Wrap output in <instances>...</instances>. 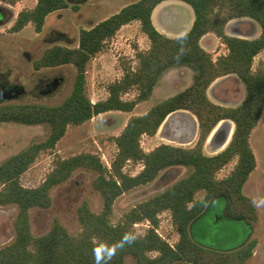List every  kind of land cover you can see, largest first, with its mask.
<instances>
[{
    "label": "trees",
    "instance_id": "obj_1",
    "mask_svg": "<svg viewBox=\"0 0 264 264\" xmlns=\"http://www.w3.org/2000/svg\"><path fill=\"white\" fill-rule=\"evenodd\" d=\"M15 5L19 0H1ZM83 3L85 0H79ZM171 0H137L117 14L90 29H82L76 48L54 45L44 51L34 70L71 65L76 78L71 94L58 106L9 104L0 107V124L50 127L48 138L34 143L0 165V206H15L14 241L0 248V264H125L133 257L135 264H246L254 255L257 241L252 240L232 251L202 247L190 236V226L209 203L218 197L228 200L226 216L234 221H258L254 202L244 194V187L256 170L257 160L250 137L264 111V68L253 70L255 58L264 51V0H176L190 5L195 14L192 29L182 37L169 38L160 33L152 19L154 10ZM78 4L70 0H38L33 9L22 10L11 33L33 25L43 32L47 18ZM254 20L261 28L255 39L230 36L226 26L235 19ZM140 23L141 32L150 41L146 51L136 47L137 67L127 62L123 77L108 87V97L93 103L87 94V67L101 53L122 27ZM216 35L228 54L214 60L200 44L207 34ZM192 72V83L182 91L154 105L146 114L132 116L114 141L118 149L111 169L101 158L81 153L68 159H57L54 169L36 188L22 185V176L42 153L52 152L65 137L69 127L82 126L94 117L108 112L132 113L150 100L161 80L174 69ZM236 76L244 85L243 103L226 107L214 103L208 94L212 84L227 76ZM132 92V100L124 97ZM186 111L198 120L199 136L191 148L161 144L150 152L141 146L143 137H154L173 113ZM223 121L234 124L229 145L216 155H207L205 145L213 130ZM233 161L234 169L223 179L218 174ZM141 164L135 176L124 171L127 164ZM184 168L186 176L164 192L138 204L118 224L112 223L114 205L122 195L153 183L169 169ZM81 169L97 174L93 187L103 201L100 213L85 202L78 209L81 232L74 236L55 218L50 231L42 236L32 232L31 212L52 207V191L70 180ZM199 192H205L197 199ZM169 211L179 233L171 247L156 233L159 215ZM148 221L152 228L143 236L133 230L135 224Z\"/></svg>",
    "mask_w": 264,
    "mask_h": 264
},
{
    "label": "rangeland",
    "instance_id": "obj_2",
    "mask_svg": "<svg viewBox=\"0 0 264 264\" xmlns=\"http://www.w3.org/2000/svg\"><path fill=\"white\" fill-rule=\"evenodd\" d=\"M37 1L19 0L15 5H12L0 0V107L9 104L58 106L63 103L73 90L77 74L75 67L67 65L36 71L33 65L46 49L54 45L76 48L80 30L88 27L87 16L92 14L93 17L98 18L101 15L100 12L93 11L89 5L87 6V0L83 3L79 0H70L71 6L79 5V11L75 12L69 8L51 14L46 20L42 33H36L31 24L19 33H11L10 29L18 14L24 9H33ZM115 9L113 8L111 11ZM157 12L160 17L161 11ZM178 16V14L172 15V17ZM253 24L257 26L258 23L254 20L248 21L249 29L253 27ZM249 33L251 34L252 31ZM136 47L146 51L150 48V41L147 37L145 39L140 28L130 27L127 33L121 32L108 41L105 49L89 63L86 87L87 94L93 103L103 101L108 97V87L123 77L125 63L129 62L133 68L137 67ZM216 51V59L228 54L226 46L219 45ZM263 52L254 60V71L264 68ZM55 80L58 82L56 90L43 94L42 91L45 90L46 84ZM191 83L192 73L185 76L180 72L170 74L159 83L150 100L138 105L132 113L108 112L94 117L82 126L69 127L65 137L57 144L55 150L42 153L22 176V185L27 188L40 186L54 169L57 159H68L81 153L99 156L104 166L110 170L118 153L114 139L122 133L128 120L132 116L146 114L154 105L182 91ZM3 86L23 87L27 92L17 99L6 100L2 97L1 87ZM135 95V92H132L124 99L132 100ZM245 95L243 83L234 76L219 81L211 90L210 99L218 105L236 107L243 103ZM228 122L234 126L231 121ZM196 123V117L189 112L180 111L171 114L156 136L142 138L141 146L146 152L152 151L161 144L191 148L198 140L199 130L197 131L196 128L194 136L191 132L189 134L185 131L178 135V131L186 126L194 130ZM49 135L50 127L47 125L0 124V165L30 145L45 141ZM250 143L260 161L261 171L264 167V111L260 127L253 134ZM220 152L213 151L209 143L205 146L207 155L212 156ZM235 164L236 161H233L226 166L218 174V178H226L234 169ZM142 168L141 164L129 163L125 166L124 171L135 176ZM186 174L187 170L184 168L165 170L153 183L122 195L114 205L112 223L118 224L138 204L164 192ZM96 177L95 172L81 169L76 171L69 181L55 188L52 191V207L48 210L35 209L31 212L33 234L35 236L47 234L54 219L57 218L71 235H78L81 232V224L78 219V209L81 205L86 202L95 213H100L103 208L102 198L93 187ZM245 194L252 199L257 209L258 221L256 223L250 226L247 221L231 220V223H228L224 218L222 219L220 208L215 206L206 217L207 227L212 226L211 234L201 229L196 234V241L205 248L232 251L243 247L249 241L256 240L257 247L254 250V255L246 264H264V173L261 177L258 173L255 174L247 184ZM204 196L205 192H199L196 198L199 200ZM218 199L223 200L221 201L223 206L225 202H228L225 197H218ZM17 213L18 209L15 206H0V248L11 244L15 239ZM137 225L133 227L137 236L145 235L152 228V225L147 221ZM157 231L162 240L170 246H176L179 241V233L169 211L159 215ZM125 264H135V259L127 257Z\"/></svg>",
    "mask_w": 264,
    "mask_h": 264
},
{
    "label": "crops",
    "instance_id": "obj_3",
    "mask_svg": "<svg viewBox=\"0 0 264 264\" xmlns=\"http://www.w3.org/2000/svg\"><path fill=\"white\" fill-rule=\"evenodd\" d=\"M135 1H137V0H133V1H128V0H87L86 1L87 6L89 5L93 11L101 13V15L98 18L93 17L92 14L91 15L89 14L87 16L88 17L87 18V24H88L87 29H90L91 27L98 24L99 22L111 17L114 14H117L125 6L131 4ZM113 8H116V9L111 11ZM158 10L161 11L160 17L158 16V12H157ZM173 14H175V15L178 14L179 16L178 17H172ZM152 19H153V23H154L155 27L157 28V30L160 33H162L163 35H165L169 38H179V37H182L185 34H187L192 29L194 21H195V14H194L193 8L190 5H188L182 1L171 0V1H165L157 7L153 12ZM248 21H251V20L248 18H242V19H235V20L230 21L228 23V25L226 26V33L230 36L246 38V39H255V38L259 37L261 34L260 26L258 24H257V26H256V24H253L252 25L253 27H251L249 29V27L247 26ZM130 27L140 28V23L139 22H133L129 25L122 27V29L117 33V35L120 34L121 32L127 33L129 31ZM249 31H252V33L250 34ZM143 36L146 39V36L144 34H143ZM200 44L208 53L213 55L214 60H216V57H217V55H215V53L217 52L216 51L217 47L219 45L222 47L225 46L224 44L221 43L220 39L216 35L211 34V33L205 35L201 39ZM225 55L226 54H224V56ZM179 72L184 73V76L186 74L188 75L189 73H192L191 71H189L188 69H185V68L174 69V70H171L165 77H168V75H170V74L173 75V73H179ZM181 76L183 77V74H181ZM232 77H234V76L233 75L227 76V77H224V78H221V79H218L217 81H215L208 91L209 97H210L211 90L213 89V87H215V85H217V83H219V81H221L222 79H230ZM154 93H155V91H154ZM261 122H262V118L259 121L256 128L253 130L251 137H250V142H251V138H252L253 134L259 129ZM196 128L198 131L199 130L198 120L196 123ZM207 144H208V141H207L205 146H207ZM251 148L253 149L255 156H256L257 167H256V170L251 174L248 182L246 183V185L244 187V194H245V191L247 189V184L255 176V174L258 173L261 177L264 173V167L263 166H262L263 167L262 170L260 171V161L257 157L256 151L253 148L252 144H251ZM221 201H223V200H219L218 198L213 199L209 203L205 212L200 217H198L196 220H194L192 222V224L190 226V236L195 243L199 244L196 241V234L198 232H200L201 229L205 230L206 232L211 234L212 226L210 228L207 227L206 217H207V214L209 213V211L213 207L218 206L220 208L222 215H223L222 219L224 218L226 221H228V223H231L230 222L231 220L228 219L226 216V209L228 206V202H225V204L223 206ZM248 225L250 226L251 224H248Z\"/></svg>",
    "mask_w": 264,
    "mask_h": 264
},
{
    "label": "water",
    "instance_id": "obj_4",
    "mask_svg": "<svg viewBox=\"0 0 264 264\" xmlns=\"http://www.w3.org/2000/svg\"><path fill=\"white\" fill-rule=\"evenodd\" d=\"M58 85V82H56ZM56 85V86H57ZM25 90L23 87H14L10 91H3L2 97L6 100L17 99L24 95ZM196 132V124L193 136ZM234 133V126L228 121L221 122L211 133L208 143L211 149L215 152L223 151L230 143Z\"/></svg>",
    "mask_w": 264,
    "mask_h": 264
},
{
    "label": "flooded vegetation",
    "instance_id": "obj_5",
    "mask_svg": "<svg viewBox=\"0 0 264 264\" xmlns=\"http://www.w3.org/2000/svg\"><path fill=\"white\" fill-rule=\"evenodd\" d=\"M56 82H57V80L52 81V82H50V83H47L46 86H45V90L42 91V93H43V94H46V93H50V92L55 91L56 88H57V86H56V85H57ZM14 87H18V86H3V87H1V90H2V92H3V91L7 92V91H10L11 89H13ZM24 90H25V93H24V94H26L27 91H26L25 88H24ZM184 131H185L186 133H189V134H190V132H191V134H192V130H191V128H190L189 126H186V127L183 128L181 131H178V135L182 134Z\"/></svg>",
    "mask_w": 264,
    "mask_h": 264
},
{
    "label": "built area",
    "instance_id": "obj_6",
    "mask_svg": "<svg viewBox=\"0 0 264 264\" xmlns=\"http://www.w3.org/2000/svg\"><path fill=\"white\" fill-rule=\"evenodd\" d=\"M110 167V166H109ZM148 222V221H147ZM148 223H150V222H148ZM135 226H138L137 224H135ZM156 233L157 234H159V232L157 231V229H156ZM159 236H160V234H159ZM171 247H173V246H171Z\"/></svg>",
    "mask_w": 264,
    "mask_h": 264
},
{
    "label": "bare ground",
    "instance_id": "obj_7",
    "mask_svg": "<svg viewBox=\"0 0 264 264\" xmlns=\"http://www.w3.org/2000/svg\"><path fill=\"white\" fill-rule=\"evenodd\" d=\"M193 133H194V130H192V135H193Z\"/></svg>",
    "mask_w": 264,
    "mask_h": 264
}]
</instances>
